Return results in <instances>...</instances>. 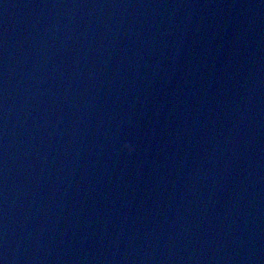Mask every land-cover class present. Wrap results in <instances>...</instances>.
<instances>
[{"label": "water", "instance_id": "95a60500", "mask_svg": "<svg viewBox=\"0 0 264 264\" xmlns=\"http://www.w3.org/2000/svg\"><path fill=\"white\" fill-rule=\"evenodd\" d=\"M0 264H264V0H0Z\"/></svg>", "mask_w": 264, "mask_h": 264}]
</instances>
